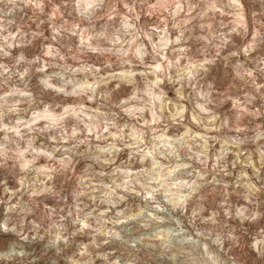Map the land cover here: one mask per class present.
<instances>
[{
	"label": "rangeland",
	"instance_id": "1",
	"mask_svg": "<svg viewBox=\"0 0 264 264\" xmlns=\"http://www.w3.org/2000/svg\"><path fill=\"white\" fill-rule=\"evenodd\" d=\"M0 264H264V0H0Z\"/></svg>",
	"mask_w": 264,
	"mask_h": 264
}]
</instances>
